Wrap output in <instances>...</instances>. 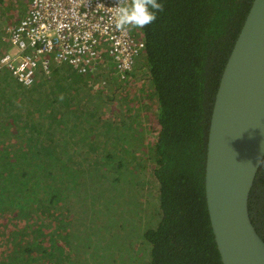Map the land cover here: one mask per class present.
<instances>
[{"label":"trees","instance_id":"trees-1","mask_svg":"<svg viewBox=\"0 0 264 264\" xmlns=\"http://www.w3.org/2000/svg\"><path fill=\"white\" fill-rule=\"evenodd\" d=\"M159 2L163 11L152 24L131 29L145 47L130 80L114 74L108 52L94 73L52 64L50 73L41 70L30 87L0 69V215L77 212L82 225L81 210L91 214L100 235L107 220L117 216L126 227L136 216L145 226L141 242L135 246L130 236L122 240L116 246L120 263L110 258L117 264H223L206 200L208 133L225 66L254 0ZM7 3L0 0V56ZM134 78L143 82V91H151L155 141L132 99L125 96L126 106L116 102ZM152 182L156 214L145 206ZM118 199L124 207L116 214ZM132 206H137L135 216ZM249 209L264 240V162ZM104 210L108 219L102 220ZM77 241L71 264L83 250L75 264H103L91 237Z\"/></svg>","mask_w":264,"mask_h":264},{"label":"water","instance_id":"water-1","mask_svg":"<svg viewBox=\"0 0 264 264\" xmlns=\"http://www.w3.org/2000/svg\"><path fill=\"white\" fill-rule=\"evenodd\" d=\"M264 162V0H254L225 66L211 117L205 172L223 264H264L249 209Z\"/></svg>","mask_w":264,"mask_h":264},{"label":"built area","instance_id":"built-area-1","mask_svg":"<svg viewBox=\"0 0 264 264\" xmlns=\"http://www.w3.org/2000/svg\"><path fill=\"white\" fill-rule=\"evenodd\" d=\"M117 0H32L27 16L7 28L8 48L0 56L24 86H32L38 72L50 73L52 61L70 64L80 73L94 72L102 50L113 57L118 74L126 78L145 43L131 29L115 27Z\"/></svg>","mask_w":264,"mask_h":264},{"label":"rangeland","instance_id":"rangeland-1","mask_svg":"<svg viewBox=\"0 0 264 264\" xmlns=\"http://www.w3.org/2000/svg\"><path fill=\"white\" fill-rule=\"evenodd\" d=\"M30 2L31 0H8L2 20L3 31L8 24L19 22L22 19ZM4 37L1 40H4ZM8 42L6 40L3 43L5 45L3 47L4 51L8 48ZM142 84L143 82L141 83L140 78H134L127 85L126 89L121 91L124 97L119 96L116 102H121L126 106L128 101L125 96L132 99L137 110L136 114L138 113L141 120H144L146 123L148 129L147 136L150 141H155L158 133L155 115L156 109L151 107L152 100L149 96V92L151 91H143L145 87ZM147 105H150V108H147ZM155 105H158L157 101H155ZM149 176L152 178L149 172H147L144 179L149 180ZM152 188V196L147 195L145 206L152 214H156L158 202L157 197H155L156 187L154 182H152ZM120 200L118 199L117 204H114L117 208L116 214L122 212V208L124 207V204ZM127 204L125 203V205ZM41 211L43 213L37 215L12 211L0 215V264H71L72 258L76 254L74 249L78 244L77 237H80L81 241H85L87 237H91V246L93 249L97 248V256L100 254L103 264H117V262L110 259L114 257L120 263L121 257L116 250V246H121V241H124L129 236L132 243L138 246L141 242L139 234L141 229L145 227L144 221L135 216L137 206H132L135 218L128 219L126 227H123V220L116 216L113 221L107 220L105 222L106 233L103 229H100L102 235H100L95 224L91 225L90 213L86 214L79 210V217L84 222V224L79 225L76 221L78 219L77 212L61 214L57 211L62 215V217H57L51 210L45 209ZM102 214V220L108 219L105 210ZM146 216L145 220H147ZM59 220H62V222ZM75 225L78 227V232H80L77 233V237L74 235ZM131 228L135 232H138L136 236L130 230ZM39 232L43 234H39ZM83 257L84 250L79 255V258L75 260L74 264L78 260H82Z\"/></svg>","mask_w":264,"mask_h":264},{"label":"clouds","instance_id":"clouds-1","mask_svg":"<svg viewBox=\"0 0 264 264\" xmlns=\"http://www.w3.org/2000/svg\"><path fill=\"white\" fill-rule=\"evenodd\" d=\"M30 4H31V2H30ZM163 7H164L163 4L161 2H159V0H117V4L115 6V27L117 30H120V31H128L130 29L144 28V27L152 24L157 19V14H158V12L163 11ZM29 10H30V8H29ZM29 10H28V12H29ZM27 14H26V16H27ZM24 18H22V19H24ZM16 23H18V22H16ZM4 38H6V36ZM104 52H107L105 47H103V50H102V62H103V53ZM141 53H142V51H141ZM141 53H140V55H141ZM140 55L137 57V59L140 57ZM137 59H136V61H137ZM112 60L115 64L114 74H116L122 81L128 80L130 78V75L132 74V72L134 70L136 61H135L134 67H133L132 71L129 73V75L126 78H122L118 74L117 65H116V62L114 61L113 57H112ZM102 62L99 64L98 68L94 72H96L102 66ZM52 64H59V63L52 61L51 65ZM64 64H66V63H64ZM5 70H7V69H5ZM94 72H89V73H94ZM78 73H80V72L78 71ZM85 74H87V73H85ZM11 75H12V73H11ZM60 99L61 100L63 99V95H61Z\"/></svg>","mask_w":264,"mask_h":264},{"label":"crops","instance_id":"crops-1","mask_svg":"<svg viewBox=\"0 0 264 264\" xmlns=\"http://www.w3.org/2000/svg\"><path fill=\"white\" fill-rule=\"evenodd\" d=\"M29 8H30V5H29V7L27 8L26 13L22 16V18H24V17L26 16V14L28 13Z\"/></svg>","mask_w":264,"mask_h":264}]
</instances>
